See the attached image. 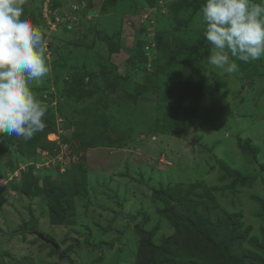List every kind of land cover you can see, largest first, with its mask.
I'll use <instances>...</instances> for the list:
<instances>
[{
	"label": "rangeland",
	"instance_id": "1",
	"mask_svg": "<svg viewBox=\"0 0 264 264\" xmlns=\"http://www.w3.org/2000/svg\"><path fill=\"white\" fill-rule=\"evenodd\" d=\"M203 3L26 0L53 68L0 137V264H264V58L210 65Z\"/></svg>",
	"mask_w": 264,
	"mask_h": 264
},
{
	"label": "clouds",
	"instance_id": "2",
	"mask_svg": "<svg viewBox=\"0 0 264 264\" xmlns=\"http://www.w3.org/2000/svg\"><path fill=\"white\" fill-rule=\"evenodd\" d=\"M26 0H0V137L32 139L46 127V106L32 90L50 74L42 30L24 14ZM211 45L208 63L237 71L230 57L264 58V0H204L198 13Z\"/></svg>",
	"mask_w": 264,
	"mask_h": 264
},
{
	"label": "water",
	"instance_id": "3",
	"mask_svg": "<svg viewBox=\"0 0 264 264\" xmlns=\"http://www.w3.org/2000/svg\"><path fill=\"white\" fill-rule=\"evenodd\" d=\"M35 234H36L37 237L40 238L41 240L45 241V242L48 243V244H51V245L55 246V245L53 244V242H52L50 239L45 238L44 236H42V234H40V233H38V232H35Z\"/></svg>",
	"mask_w": 264,
	"mask_h": 264
},
{
	"label": "crops",
	"instance_id": "4",
	"mask_svg": "<svg viewBox=\"0 0 264 264\" xmlns=\"http://www.w3.org/2000/svg\"><path fill=\"white\" fill-rule=\"evenodd\" d=\"M41 10H43V9H41ZM41 15H42V13H41ZM42 16H43V15H42ZM101 18H102V17H101ZM98 20H99V18L97 19V21H98ZM96 26H97V24H96ZM67 30H68V29H67ZM68 61H69V60H68ZM61 64H62V66L65 65V63H62V62H61ZM61 64H60V67H61ZM51 67H52V66H51ZM55 67H58V65H55ZM52 68H53V67H52ZM52 70H53V69H52ZM57 72H61V71H57ZM44 79H46V77H45ZM44 79H43L42 82H44ZM42 82H41V83H42Z\"/></svg>",
	"mask_w": 264,
	"mask_h": 264
}]
</instances>
